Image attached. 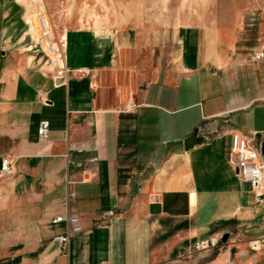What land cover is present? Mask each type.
Masks as SVG:
<instances>
[{
    "label": "crops",
    "instance_id": "obj_1",
    "mask_svg": "<svg viewBox=\"0 0 264 264\" xmlns=\"http://www.w3.org/2000/svg\"><path fill=\"white\" fill-rule=\"evenodd\" d=\"M23 2L0 4V128L16 141L0 153V172L3 159L15 163L0 180V264H210L199 261L210 251L179 255L220 238L227 224L235 227L231 247L264 239V203L229 163L233 133H264V57H235L219 27L188 28L178 63L139 85L129 51L70 44L72 32L60 40L51 23L59 62L37 18L39 41L29 34L36 11ZM254 52L264 55V36ZM60 65L70 71L64 80L55 77ZM43 120L49 142L38 138ZM197 129L209 140L187 151ZM70 145L99 159V175L74 186L71 213L84 230L62 249L54 238L66 225L52 221L67 212ZM155 194L160 205L150 204ZM231 247L212 264H251L237 254L246 248L233 260Z\"/></svg>",
    "mask_w": 264,
    "mask_h": 264
},
{
    "label": "rangeland",
    "instance_id": "obj_2",
    "mask_svg": "<svg viewBox=\"0 0 264 264\" xmlns=\"http://www.w3.org/2000/svg\"><path fill=\"white\" fill-rule=\"evenodd\" d=\"M4 1L9 3L13 0H0V4ZM23 1L18 0L21 3H24ZM39 1L36 0V2ZM42 1H44L49 21L55 25L60 40H63L64 38L60 37L69 31L72 32L69 36L70 44L73 41L75 45V42L82 39L88 49L91 48L92 43L95 44L94 41H98L97 47H107L110 53L116 50L119 55L118 49L122 54L129 51L134 65L128 72L130 74L132 70L134 71L139 85L154 80L158 70L169 69L178 63L181 49L179 41L188 28L211 26L221 28L227 39V47L238 58L253 55L252 59H254L255 48L264 36V0ZM27 3L36 7L34 0H28ZM3 12L0 8V26L4 24ZM36 18L39 22L37 14L33 12L28 16L29 34L34 41L38 42L40 36L37 40L32 34L33 30L31 31V24L34 23L36 26ZM38 47L40 49L41 45ZM3 132L0 128V153L10 154L16 141L10 136H4ZM30 139L31 137L26 139L27 143L34 144V141ZM11 182L12 180L5 179L2 183L8 186ZM30 192L22 193L20 190L21 196L28 195ZM224 229L227 232L220 235V247L210 251L208 257L205 256L199 261H210L212 264L224 253V250L229 251L235 227L227 224ZM225 234L230 236L227 243L222 242ZM257 240L243 241L242 244L231 247L234 254L232 259H235L236 251L240 247L247 249L251 242ZM260 256L259 264H264V248ZM238 264L245 263L238 261Z\"/></svg>",
    "mask_w": 264,
    "mask_h": 264
},
{
    "label": "built area",
    "instance_id": "obj_3",
    "mask_svg": "<svg viewBox=\"0 0 264 264\" xmlns=\"http://www.w3.org/2000/svg\"><path fill=\"white\" fill-rule=\"evenodd\" d=\"M35 11L39 18L42 35L49 53L51 55L60 56L62 59L61 49L58 46L44 4H36ZM263 57V54L254 56L255 60L258 61ZM69 73L70 71L65 65H60L55 70V77L56 79L64 80L68 77ZM134 107V105H131L129 109ZM50 131V122L46 120L41 121L38 127L39 140L41 142H49ZM214 133L222 134V132L216 129ZM231 136L232 145L229 163L234 168L237 178L249 184L255 196V203L262 204L264 203V157L262 155L264 133H253L249 137L243 136L240 133H233ZM67 151L65 155L67 162L66 184L68 189L67 212L65 215L58 216L52 221L54 225H66L65 232L54 238V241L57 242L62 249L69 246L70 240L74 235L81 234L84 230L80 218L71 213V200L74 195V186L77 183H90L99 175V168L97 165L99 159L97 157L85 158L83 154L87 151L85 149H78L74 145L68 146ZM73 153H77V156L73 155ZM14 174L15 163L9 158L3 159L0 180L11 177ZM76 175H78V177H76ZM149 200L151 205H160L162 203V197L157 194L151 195ZM220 241L221 238H211L203 243H197L192 248H188L186 251L182 252L179 258L185 259L196 253L213 251L220 247ZM263 248L264 239H260L251 242L246 250L239 251L237 254L240 259L251 260V264H259L258 254L263 251ZM228 264L235 263L234 261H230Z\"/></svg>",
    "mask_w": 264,
    "mask_h": 264
},
{
    "label": "water",
    "instance_id": "obj_4",
    "mask_svg": "<svg viewBox=\"0 0 264 264\" xmlns=\"http://www.w3.org/2000/svg\"><path fill=\"white\" fill-rule=\"evenodd\" d=\"M200 130L197 129L194 133V135L192 137H190L189 139H187L185 141V145H186V149L187 151L192 149L195 145H199V144H202L204 141H208L209 138H205V137H202V136H199ZM262 155L264 157V143H263V147H262ZM230 239V236L228 234H225L223 237H222V242L223 243H227V241Z\"/></svg>",
    "mask_w": 264,
    "mask_h": 264
},
{
    "label": "bare ground",
    "instance_id": "obj_5",
    "mask_svg": "<svg viewBox=\"0 0 264 264\" xmlns=\"http://www.w3.org/2000/svg\"><path fill=\"white\" fill-rule=\"evenodd\" d=\"M55 57H57L59 59V62L61 61V57L60 56H55Z\"/></svg>",
    "mask_w": 264,
    "mask_h": 264
}]
</instances>
